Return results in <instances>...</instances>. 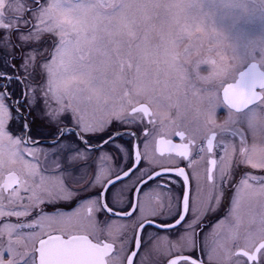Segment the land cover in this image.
Wrapping results in <instances>:
<instances>
[{
	"label": "snow or ice",
	"instance_id": "6c2138e0",
	"mask_svg": "<svg viewBox=\"0 0 264 264\" xmlns=\"http://www.w3.org/2000/svg\"><path fill=\"white\" fill-rule=\"evenodd\" d=\"M196 0H0V264H264V45Z\"/></svg>",
	"mask_w": 264,
	"mask_h": 264
},
{
	"label": "rangeland",
	"instance_id": "374dc122",
	"mask_svg": "<svg viewBox=\"0 0 264 264\" xmlns=\"http://www.w3.org/2000/svg\"><path fill=\"white\" fill-rule=\"evenodd\" d=\"M252 1V0H251ZM264 0H196L197 11L206 23L221 32L241 57L250 44L264 42V22L260 20Z\"/></svg>",
	"mask_w": 264,
	"mask_h": 264
},
{
	"label": "flooded vegetation",
	"instance_id": "af4514ba",
	"mask_svg": "<svg viewBox=\"0 0 264 264\" xmlns=\"http://www.w3.org/2000/svg\"><path fill=\"white\" fill-rule=\"evenodd\" d=\"M250 2H252L251 0H249ZM254 2H256V3H260V2H262V0H254ZM260 12H261V14H260V20L262 21V22H264V11H262V10H259ZM261 45H264V42H257L256 44H254V45H251L250 44V46H249V48H247V50H248V54L247 55H249L254 49H256V48H258V47H260Z\"/></svg>",
	"mask_w": 264,
	"mask_h": 264
}]
</instances>
